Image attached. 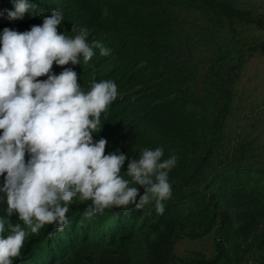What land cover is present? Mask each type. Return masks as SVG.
<instances>
[{"label": "rangeland", "instance_id": "obj_1", "mask_svg": "<svg viewBox=\"0 0 264 264\" xmlns=\"http://www.w3.org/2000/svg\"><path fill=\"white\" fill-rule=\"evenodd\" d=\"M31 2L34 8L22 18L8 19L5 9L13 10L11 0H0V13H3L0 32L5 27L19 32L30 30L31 26L42 24L44 16L58 9L64 15L59 32L74 37L78 33L69 32L76 24L88 28L89 42L114 43L107 58L100 55L98 48L87 63L81 58L88 77L92 80L94 76L97 82L106 79L100 76L113 68L119 73L128 70V83L118 88L116 99L123 103L126 115L112 119V129L106 134H99L101 130L93 133V138H112L120 149L122 144L128 146L140 134L145 141L139 138L134 147L142 144L148 148L163 147L169 155L175 153L179 157L171 171L173 174L187 169L188 174L198 175L181 189H172L171 198L163 202L164 206L170 202L186 204L179 207V215V211L176 213L180 235L173 244L171 258L173 264H180L183 258L211 257L215 231L200 236L188 234L200 214L199 209L192 206L191 213H194L189 217L190 206L186 199L191 197L192 191L196 194L197 188L204 186L208 178L210 188H214L216 182L227 190L233 187L264 193V52L260 49L264 41V26L260 25H264V0ZM223 7L248 12L249 18H231ZM120 35L126 40L121 41ZM119 43H128L129 48L120 45L116 50ZM56 66L53 63V68ZM46 78L47 75L37 79ZM146 105L152 109L159 106L165 111L160 123L162 132L146 128L145 114H136L145 110ZM224 108V115L217 121ZM176 114V120H172L170 117ZM2 182L3 177H0V184ZM246 196L242 201L250 200ZM128 213L133 214L132 210ZM0 215H5V210L0 208ZM10 220L28 230L17 215L13 214ZM76 220L77 223L72 220L71 226L83 223L75 229L78 234L86 227L90 235L103 238L116 228L114 220L105 213L91 219L84 216L80 220L79 216ZM138 228L133 260L135 264H145L147 245L156 231L150 226ZM73 233L68 229L56 240L61 238L60 243H63L67 235L73 236ZM263 256L264 252H259L256 259L249 256L246 264H264V258H259Z\"/></svg>", "mask_w": 264, "mask_h": 264}, {"label": "clouds", "instance_id": "obj_2", "mask_svg": "<svg viewBox=\"0 0 264 264\" xmlns=\"http://www.w3.org/2000/svg\"><path fill=\"white\" fill-rule=\"evenodd\" d=\"M11 3L13 10L5 9L8 19L34 8L31 0ZM63 20L56 9L30 30L5 27L0 32V203L6 204L0 215V264H14L20 257L28 230L38 235L43 226L53 225L63 231L74 198L90 201L84 216L91 219L129 204L137 209L153 204L162 214L163 202L172 196L175 153L165 158L163 147L143 149L122 171L127 155L119 150L105 154L108 141L93 138L102 127L101 113L118 98L115 81L97 82L93 76L85 91L72 67L51 71L53 63L81 65V58L87 63L97 48L101 56L112 52L99 40L89 42L87 27L73 24L74 37L59 32ZM13 214L28 230L11 222Z\"/></svg>", "mask_w": 264, "mask_h": 264}, {"label": "trees", "instance_id": "obj_3", "mask_svg": "<svg viewBox=\"0 0 264 264\" xmlns=\"http://www.w3.org/2000/svg\"><path fill=\"white\" fill-rule=\"evenodd\" d=\"M223 11L231 18L233 16L249 18L248 12L237 11L227 7H223ZM260 25L264 26L261 23ZM71 31L72 28L69 33H72ZM115 35L118 36L117 33ZM123 36H119V38L121 37V41L126 40V37ZM112 44L114 45V43H105L110 49ZM127 44H117L116 50H118L120 45H123L126 49L129 48ZM260 49L264 52V41L261 43ZM109 56L102 57L107 58ZM65 67H72L78 74V83L83 86V90H90L88 84L92 80L88 77L84 63L74 66L71 63L64 66L57 65L54 68L52 67V72L59 74ZM127 73L128 70H123L119 73L117 69L113 68L103 76H100V78L111 79L115 81L118 88H121L128 83ZM108 108L110 109L101 113L102 127L100 130L102 132H99V134H106L112 129V119L121 118L126 115L121 101H114ZM225 111L226 108L220 111L216 118L217 121L220 115H224ZM137 113L145 114L143 121L146 120L147 122L146 128L162 132L163 128L160 126V123L166 113L159 106L152 109L146 105L145 110L141 109ZM177 116L176 114L170 118L176 120ZM139 138L144 143L145 138L138 134L131 144L128 146L122 144L120 149L113 143L112 138H105L108 141L105 154L114 150L125 153L128 159H126L125 164L122 166V171H126L129 160L132 157L138 159L141 151L148 148L145 144H142L139 148L134 147L135 141H138ZM164 153L165 158H167L169 154L166 151ZM27 158L26 154L25 159L27 160ZM177 172L176 174L172 172L169 174V182L172 185V189H181L182 186L187 185L189 181L196 179L198 176L196 173L188 174L187 169H180ZM205 181L206 184L204 186L201 185V188H197L196 194L191 190V197L189 196L186 199L190 206L189 217L194 213H191L192 206L197 207L200 211L198 219L193 222L188 234L190 236H200L214 230V253L211 257L197 255L192 258H183L180 259V264H246L249 256H254L256 259L259 252H264L262 250L264 249V193H256L255 191L233 187L227 190L223 184L217 185L216 182L213 183L214 188H210L208 186V178ZM140 193H143V189L140 190ZM181 196L183 195L181 194ZM245 196H249L248 199L250 200L242 201ZM89 203L90 201L82 202L76 198L73 199L69 212L66 213L69 216V223L63 231L57 230L53 225H45L38 235L29 233L24 241L20 257L14 258V264H135L133 258L136 252V245L134 241L137 237L135 233L138 231L139 226L143 228L150 226L156 231L155 237L147 245V257L145 255L147 262L145 264H173L171 258L172 247L180 235L176 226L178 222L176 218L180 214L179 207H183L186 205L185 203L170 202L164 206L162 214H158L155 211L153 204L145 205L141 209H137L134 204H129L126 208L115 206L107 208L103 213L110 215L116 224V228L103 238H98L96 235L93 236L92 233L90 235V230H87L85 227L87 224L84 225L85 228L80 234L76 233V230L82 227L83 223H78L75 227L71 226L73 224L72 220L77 223L76 219L79 216L80 220H82L85 208ZM0 208L5 210L6 204L0 203ZM131 210L133 214L128 215V212ZM156 215L159 217H155ZM148 217L151 218L148 220ZM138 220H140V223ZM163 223L164 226L161 227ZM135 227H137L136 231ZM68 229L74 232L73 236L71 234L67 235L63 243H60L61 238L56 240L57 236ZM7 234L8 231L6 229L5 235ZM102 245H104L103 249L99 250V247ZM145 257L142 258L143 261H145ZM259 258L263 259L264 256Z\"/></svg>", "mask_w": 264, "mask_h": 264}]
</instances>
